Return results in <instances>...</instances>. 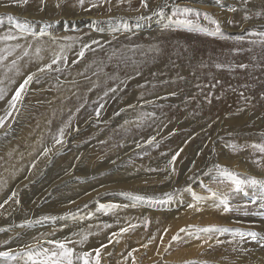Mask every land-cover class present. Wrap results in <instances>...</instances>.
<instances>
[{"label": "rangeland", "instance_id": "1", "mask_svg": "<svg viewBox=\"0 0 264 264\" xmlns=\"http://www.w3.org/2000/svg\"><path fill=\"white\" fill-rule=\"evenodd\" d=\"M3 1L8 3L6 8L30 10L38 16L54 8L55 14L63 16L64 8L69 7L105 14L143 7L141 0H114L119 1L114 7L112 1L100 0L91 4L86 0H0V4ZM171 6L169 0H149L141 11L142 19L159 25L151 31L138 30V37L113 40L114 32L121 28L119 23L113 29L101 22L97 40L83 38L88 25L74 27L61 38L64 43L59 49L44 40L53 24L40 22L37 36L34 30L38 26L25 29L12 16L0 14L1 197L9 189L10 194L17 193L13 187L19 178L25 179L23 173L30 178L18 191L15 206L4 215L0 252L20 253L15 256L19 259L38 247L49 245L50 251L55 250L60 242L77 255L90 253V264L97 259L100 264H250L255 251H264V186L245 183L240 186V196L234 195L236 185L223 175L227 169L238 180L255 178L230 169L233 162L255 169L263 174L255 179L264 181V153L254 147L255 142L264 145V108L203 103L209 69H203L206 59L196 45V34L248 45L255 44L254 40L264 43V12L241 8V22L235 28L245 30L238 34L216 27L207 31L198 23L191 29L178 24L179 16L196 21L205 18L192 12L182 15L181 10L168 8ZM223 10L235 21L233 9ZM163 16L169 21L165 26L160 25ZM55 23L54 30H61L60 23ZM3 28L15 31V39H4L11 35L2 34ZM178 31L189 34L185 37ZM173 32L177 36H168ZM245 52H255V47H246ZM29 76L32 79L25 85ZM22 85L21 98L13 107V97ZM136 92L143 102L135 100ZM35 140L39 144L29 152ZM31 164L35 167L32 175L26 173ZM77 177L85 189L51 192L54 186ZM128 178L138 186L131 187V194L113 186ZM195 186L202 194L196 193ZM225 188L233 193L227 195ZM87 191L92 194L87 200L64 210H48L52 204L80 200ZM137 196L144 199L137 200ZM202 197L205 200L196 207L197 220H205L208 209L221 210L219 215L230 218L228 224L198 222L181 232L168 231L167 242L160 249L163 226L189 210L188 198ZM239 199L243 202H237ZM221 200L227 201L229 211ZM26 201L46 203L31 213L32 209L22 207ZM121 217L128 225L123 230L130 229L124 236L118 221ZM23 221L30 225L25 233L5 235L6 229H12L6 227ZM55 225L63 232L47 235L46 229ZM81 227L93 229L99 237L107 232L109 238L86 246L89 236L78 234ZM253 232L255 237L249 235ZM10 260L0 258V263Z\"/></svg>", "mask_w": 264, "mask_h": 264}, {"label": "bare ground", "instance_id": "2", "mask_svg": "<svg viewBox=\"0 0 264 264\" xmlns=\"http://www.w3.org/2000/svg\"><path fill=\"white\" fill-rule=\"evenodd\" d=\"M94 1L95 0H86V3L91 4V2H94ZM100 1L107 2V3H111L112 1L113 7L119 2V1H114V0H100ZM263 1L264 0H169V2L173 6L168 7V8L170 9L175 8L181 11L185 8H188L192 10L191 11L192 13L196 14L198 12L203 17H205V14H207V16L210 17V19H205L204 21L203 20L201 21L191 20L192 26L198 23L203 29L205 28L207 31H212L214 27L217 28V24H218L219 28H222L224 31H227V32L236 31L238 32V34H241V32L245 30L244 27L235 28V26H237L241 22V15L244 10L241 8L243 7L252 8L255 11V13L264 12V2ZM131 2H128L127 4L130 5ZM145 2L148 3L149 0H145ZM112 4L110 5L108 4L107 7L111 6ZM141 4H142V0H141ZM5 5H8L6 1H3L0 4L1 6L0 14L4 15L3 17L12 16L14 20L18 21L17 22L18 25L23 26L25 29H28L26 27H29V26L30 27L38 26L40 29L36 28L34 30L36 35L39 34L41 31V24L39 26L40 22L47 21L48 24L46 23V25L53 24V26L55 27L57 25L55 23V20H57L58 24L60 23L58 27H60L61 30L59 31L57 29L54 30V27H50L49 30H46L45 28L46 32H48L49 34L47 33V35H44V40H49V42L54 43L56 49H59V47L62 46V44L64 43L62 42L61 38H63L67 34H71L67 31L73 30L74 27L79 29L85 25H88L89 30L84 28L85 30L83 31L82 36L84 39L91 41V40H97L99 38L97 35L99 34L97 33L99 28L97 27L98 25H100L101 22L107 23L109 26H112V27L114 23H119V26L121 28L118 31L114 32L116 39H113V40H118L120 39V37H126L128 35H135L137 34L138 30H150L154 28L155 25L157 26L159 25L158 22L156 24L152 20H149V18L142 19L143 13L141 11L143 10V7L139 8L138 10L135 9L136 11L132 10L130 7V10L127 12H120L121 9H113V11L109 10L110 12L106 14L96 13V12L93 13L94 9H89V8L88 9L87 8L77 9L76 7H69V8H64L65 11L63 12V16L59 14L58 15L55 14L54 12L55 8H54L53 10H49L46 13H43L42 15L38 16V15H35L30 10H26L25 12H23L21 8H13V9L6 8ZM223 8L234 10V12L232 11L231 12L234 13L233 19L235 21H232L230 19L232 16L230 17L229 12H227L226 10H223ZM139 14L141 15L140 17H138ZM135 16H137L138 18ZM179 18L183 20L181 16H179ZM212 19L216 21V24L212 25V22H210L212 21ZM245 22L249 23L248 21H245ZM160 23H161L160 24L161 26L167 25L169 23L168 18L166 16H163V19H161ZM119 26H117L116 28H118ZM114 28L115 27H113V29ZM3 29L4 31H2V34L4 35L15 36L17 34L13 30L6 29V28H3ZM261 30L264 32V29H261ZM163 31L164 33H166L167 32L166 28H163ZM179 32L181 31H178V33ZM181 33H183V36L185 37L187 36V34H189V33H184V32H181ZM171 34H174L175 36H177L176 32L170 33L168 36H170ZM56 36H59V37H56ZM136 36L138 37L139 35L137 34ZM107 37L108 36L106 35L105 37L103 36L104 39L105 38L107 39ZM57 38H60V39H57ZM196 39H197L196 45L199 48H201L203 57H205L206 59L204 60L203 69L205 70L209 69L208 73L206 74V79H207L206 84L207 85L205 88V90L208 91V95L205 101H203V103L218 104L220 106L234 105L235 107H239V108L243 104H249V105L251 104V105L260 106L264 108V43L256 42V40H254L255 44L248 45L249 43L244 44L243 42H239V41L224 40V39H211L201 34H196ZM181 40H183V37H181ZM250 46L255 47V52H249V53L245 52V48L250 47ZM194 48L197 52H200L196 47ZM238 49L239 51L235 52ZM134 96L137 102L141 103L144 101L143 98L142 99L140 98L139 92L134 93ZM160 98L161 97H158L156 98V100L161 101ZM145 101L147 102L148 100L145 99ZM247 112L248 111H242L243 114H246ZM232 120L233 119H231L230 121ZM227 125L230 126L231 123H228ZM259 125H260V122H259ZM34 144L38 145L39 142L35 140L29 152L32 150ZM255 145H258V144L255 142ZM229 167L230 169H236L239 172H244V173H247L248 175H253L255 176V178L263 176V174H259L255 169L247 165L241 166V165L231 162L229 164ZM34 169H35L34 165L31 164L26 173L32 175V173L34 172ZM23 177L25 178L24 180L19 178L21 181L17 182V185H15V187L12 186L13 188H16L17 193L10 194L9 193L10 189H9L7 192L5 191V194L3 197H1V194H0V230L2 229L1 223L4 220V215L15 206V203H16L15 198H16V195L19 194L18 191L22 189V186H25L26 182H28V180L30 179L29 176L26 175L25 173H23ZM77 180H78V177L69 178L63 181L62 183L54 186L53 189H51V192H54L56 190L59 192L60 190H65V189H76L74 191L85 189L86 185L83 184L81 186ZM113 186L119 188L120 190L124 192H128L129 194L133 192L131 190V187H135V189L138 188V186L135 185L134 182L130 181V178L122 179V180H119L118 182H114ZM225 189H227V192H226L227 195L233 193L231 191V188H225ZM195 191L198 194L201 193L197 189V187L195 188ZM239 193H240L239 191H237L236 193L234 192V195L238 194V196H240ZM90 194L91 193L90 192L88 193L87 191L84 198L80 200H76V199L73 201L66 200L60 204L59 203L56 205L52 204L48 208V210L49 211L64 210L65 208L69 207L71 204L73 205V204H76L77 202H80L81 200H87L90 197ZM107 196H112V192L110 194H107ZM194 199L188 198L186 203L187 204L191 203L189 210L185 211L183 214L167 222L163 226L162 230H160L161 233L158 237V245L160 249H162L163 245H165L167 242L166 233L168 231L173 230L176 232H181L189 228H192L193 227L192 225H195L198 222H202V223L221 222L222 224H225V225L228 224V222L226 221L230 218L226 219L223 216V214L219 215L222 212L221 210L213 211L212 209L211 211V209H208L204 214L205 220H200V221L197 220V217L199 215L198 214L199 209H196V207L201 205L202 201H204L205 199L203 197L202 199L201 198L200 199L196 198L197 200H194ZM40 201H43V200L41 199ZM39 202H36L35 204L34 202L28 203L26 201L22 207L26 208V210L32 209L31 213H33V211L36 210L34 207H40L46 203L45 202V203L40 204ZM237 202H243V200L239 199ZM178 210H181V208H179ZM118 221H120L122 225L121 230L128 227L127 221L124 217L119 218ZM262 223L263 225L261 229L264 230V218H263ZM27 226H30V225L28 223H24V221L21 223L13 224L9 227H6L8 229L10 228L12 229H10L9 231H7L6 229L5 235L9 237L21 235L27 231ZM129 231H130L129 228L123 230L121 233V236L126 235ZM60 232H63V228L61 226L55 225L53 227H48L46 229L47 235L51 234L54 236V235H58V233ZM78 234H81V236L88 234L89 240L85 242L86 246L87 245L94 246L102 242L103 241L102 239L109 238L107 237L108 235L107 232L99 237L94 234L93 229L87 228V227H81ZM146 236L151 237L152 234H146ZM65 237L66 236H63V238ZM1 244H2V240L0 239V250L3 249ZM48 248H49V245L45 246L43 249H48ZM40 250L42 249L38 247L36 250L34 251L31 250L30 252L35 253ZM55 250L57 249L55 248ZM26 253H28V251H26ZM19 254L20 253H13V256H16V255L18 256ZM26 259H27V256L26 254H24V256H22L21 258L12 259L9 262H6V264H25ZM0 264H4V263H0ZM250 264H264V251L262 252L255 251L253 259L250 262Z\"/></svg>", "mask_w": 264, "mask_h": 264}, {"label": "snow or ice", "instance_id": "3", "mask_svg": "<svg viewBox=\"0 0 264 264\" xmlns=\"http://www.w3.org/2000/svg\"><path fill=\"white\" fill-rule=\"evenodd\" d=\"M26 2V0H25ZM81 3H83V0H81ZM142 6L143 7H147V3L145 2V0H142ZM192 10L185 8L181 11L182 15H187L188 13H190ZM197 16H199L200 14L197 12L196 13ZM205 19H210V17L207 16V14H205ZM178 24L181 25H185L188 26L190 29L192 28V21L189 19H183V20H178L176 21ZM213 24H216V21H211ZM203 30V29H201ZM217 30H219V25L217 24ZM4 39H15V37L13 36H6L4 37ZM27 54V53H25ZM81 56L84 55L83 51L80 53ZM56 61H53V63H55ZM49 67H51L49 65ZM43 70V69H42ZM32 77L29 76L28 80L25 81V85L31 81ZM25 85L21 86V90L17 91L16 95L13 97L12 100V106L14 107L15 104L20 100L21 98V92L23 91V88ZM0 98H2V92H0ZM4 123V118H0V126H2ZM58 143L62 142V141H57ZM254 147H259L260 152L264 153V145H259L256 146L254 145ZM223 175L228 176L229 178L232 179V182L236 185V190L239 191L240 190V186L245 184V183H249L251 185H257L260 184L261 186H264V181H258L255 178H251L249 181L245 182L242 180H238L235 178V176H233V174L231 172H229L227 169L223 170ZM216 194L213 193V196H215ZM137 200H142L144 199L143 197L137 196L136 197ZM221 204L224 205V210L225 211H229V207L227 204L226 200H221L220 201ZM203 231H208V229H204ZM221 231H228L227 229H221ZM241 237H243V233H240ZM250 236L255 237V233H249ZM56 249L57 250H49V249H42L40 251H37L35 253L29 252L26 254L27 259L25 260V264H76L77 260H82L83 264H90V260H89V256L90 253H84L83 255H77L73 252L72 249L66 247L65 244L60 243V242H56ZM76 257V259L74 260L73 257ZM97 255H99V253L97 252ZM0 258H4V259H16L17 257L15 256H11L9 252H0ZM95 264H100L99 259L96 260Z\"/></svg>", "mask_w": 264, "mask_h": 264}]
</instances>
